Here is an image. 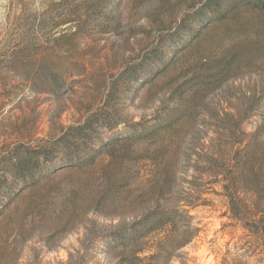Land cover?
Instances as JSON below:
<instances>
[{"label": "rangeland", "instance_id": "rangeland-1", "mask_svg": "<svg viewBox=\"0 0 264 264\" xmlns=\"http://www.w3.org/2000/svg\"><path fill=\"white\" fill-rule=\"evenodd\" d=\"M244 225L264 0H0V264H264Z\"/></svg>", "mask_w": 264, "mask_h": 264}, {"label": "trees", "instance_id": "trees-1", "mask_svg": "<svg viewBox=\"0 0 264 264\" xmlns=\"http://www.w3.org/2000/svg\"><path fill=\"white\" fill-rule=\"evenodd\" d=\"M231 211V214H232V218L235 219V220H238V221H243L240 217V213L239 211H237V209H235V207H232V209L230 210ZM244 228H246L251 234H254L256 236H259V237H263L264 235V228L262 229H254L255 231L251 230V229H248V228H251V227H246L244 225Z\"/></svg>", "mask_w": 264, "mask_h": 264}]
</instances>
